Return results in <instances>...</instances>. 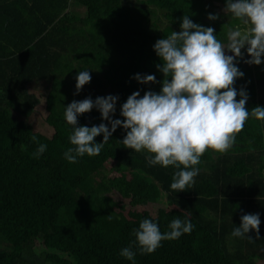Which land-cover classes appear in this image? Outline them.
I'll return each mask as SVG.
<instances>
[{
  "label": "trees",
  "instance_id": "1",
  "mask_svg": "<svg viewBox=\"0 0 264 264\" xmlns=\"http://www.w3.org/2000/svg\"><path fill=\"white\" fill-rule=\"evenodd\" d=\"M242 1L0 0V264L264 259V0ZM231 13L253 66L221 54ZM29 85L67 135L31 129ZM112 193L173 206L115 223Z\"/></svg>",
  "mask_w": 264,
  "mask_h": 264
},
{
  "label": "rangeland",
  "instance_id": "2",
  "mask_svg": "<svg viewBox=\"0 0 264 264\" xmlns=\"http://www.w3.org/2000/svg\"><path fill=\"white\" fill-rule=\"evenodd\" d=\"M240 10L244 17L249 16V10L247 1H242L240 4ZM234 14H228L226 19L224 20L223 30L219 35L220 41V51L222 56L230 59L240 60L244 65L253 66V50L251 48V37L256 35V32L264 30V21L260 23V29H249L241 28L238 24L235 23L233 19ZM264 75V73H263ZM264 90V79L259 78L257 81V92L260 95ZM28 93H33L38 102L32 107L30 113L26 115L24 118L27 123L30 125L32 130L41 131L48 135H57V136H65L67 135L60 125V123L55 119H51L44 109V102L42 96H40L39 89L33 88L32 86H27ZM12 113L17 114L15 110ZM20 114V113H19ZM22 117V116H19ZM57 170L62 173L65 171L64 163L61 161H57ZM63 167V168H62ZM62 168V169H61ZM111 173H115V170H112ZM110 208L107 204H103V208L108 211V213L115 215V220L112 222L120 223L122 221H127L130 219L127 215V211L129 209H137V210H147L151 215L154 214L157 207L169 208L173 205L168 203L164 196L158 199L157 203H146L141 205H136L134 207L130 206L127 203V199L120 197L117 193L111 194ZM101 229L107 233L108 225H104L102 222L98 223ZM98 227V228H99ZM253 264H264V259H254Z\"/></svg>",
  "mask_w": 264,
  "mask_h": 264
}]
</instances>
